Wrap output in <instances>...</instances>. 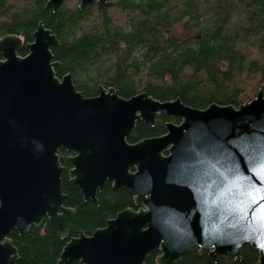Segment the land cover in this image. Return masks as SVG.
Instances as JSON below:
<instances>
[{
	"label": "water",
	"instance_id": "water-1",
	"mask_svg": "<svg viewBox=\"0 0 264 264\" xmlns=\"http://www.w3.org/2000/svg\"><path fill=\"white\" fill-rule=\"evenodd\" d=\"M64 0H47L56 10ZM106 0H79V8ZM56 36L38 23L32 41L0 38V264H18L9 235L42 226L68 239L75 211L65 206L58 150L71 155L69 178L84 200L97 203L105 182L134 193L126 208L90 235L70 237L62 264H178L192 247L217 260L240 259L249 244L264 264V92L238 106L192 108L176 98L140 92L129 98L97 87L85 97L70 74L55 75ZM26 54L20 56L22 48ZM164 113L165 133L129 143L137 121L153 125Z\"/></svg>",
	"mask_w": 264,
	"mask_h": 264
},
{
	"label": "trees",
	"instance_id": "trees-1",
	"mask_svg": "<svg viewBox=\"0 0 264 264\" xmlns=\"http://www.w3.org/2000/svg\"><path fill=\"white\" fill-rule=\"evenodd\" d=\"M47 0H0V38L16 35L24 43L42 23L57 38L51 48L55 75L70 74L85 97L99 85L129 98L140 92L159 101L176 98L192 108L215 103L238 106L246 86L264 92V0H112L80 9L78 0H64L56 10ZM71 1V2H69ZM26 53L24 45L17 54ZM179 119L161 113L153 125L137 121L127 141L165 133V123ZM69 151L59 148L61 189L65 206L75 211L68 239L90 235L126 208L136 210L134 193L107 181L96 193L97 203L84 200L69 178ZM18 264H62L59 255L68 239L30 226L9 235ZM159 252L145 264H156ZM258 252L249 244L240 259L216 261L192 247L178 264H254Z\"/></svg>",
	"mask_w": 264,
	"mask_h": 264
},
{
	"label": "rangeland",
	"instance_id": "rangeland-1",
	"mask_svg": "<svg viewBox=\"0 0 264 264\" xmlns=\"http://www.w3.org/2000/svg\"><path fill=\"white\" fill-rule=\"evenodd\" d=\"M71 1H73V0H71ZM71 1H69V2H71ZM111 1L112 0H106V5L109 2L111 3ZM78 2H79V0H78ZM244 89L246 90L245 91V94L243 96V100L244 101H249V100L253 99L255 97L256 93L258 92V90H260L259 87H257V88L254 89L253 86H246Z\"/></svg>",
	"mask_w": 264,
	"mask_h": 264
},
{
	"label": "snow or ice",
	"instance_id": "snow-or-ice-1",
	"mask_svg": "<svg viewBox=\"0 0 264 264\" xmlns=\"http://www.w3.org/2000/svg\"><path fill=\"white\" fill-rule=\"evenodd\" d=\"M249 197L252 199L253 203H258L259 201H264V195L260 194L257 189H250L248 192ZM261 209L264 211V204H261Z\"/></svg>",
	"mask_w": 264,
	"mask_h": 264
},
{
	"label": "flooded vegetation",
	"instance_id": "flooded-vegetation-1",
	"mask_svg": "<svg viewBox=\"0 0 264 264\" xmlns=\"http://www.w3.org/2000/svg\"><path fill=\"white\" fill-rule=\"evenodd\" d=\"M29 43V42H28ZM25 44V43H24ZM20 50V49H19ZM18 52V51H17ZM26 52H27V50H26ZM180 121V120H179ZM175 123V122H174ZM179 123V122H178ZM71 155V153L69 154V156ZM104 227V226H103ZM100 228H102V227H100ZM98 229V228H97ZM216 261V260H215Z\"/></svg>",
	"mask_w": 264,
	"mask_h": 264
}]
</instances>
